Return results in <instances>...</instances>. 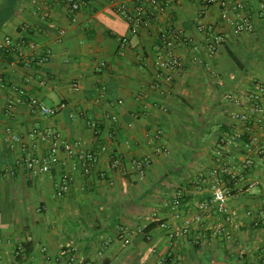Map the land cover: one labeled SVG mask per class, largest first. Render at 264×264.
<instances>
[{"label":"crops","instance_id":"0c3cea01","mask_svg":"<svg viewBox=\"0 0 264 264\" xmlns=\"http://www.w3.org/2000/svg\"><path fill=\"white\" fill-rule=\"evenodd\" d=\"M263 3H217L201 16L203 0H167L149 28L131 34L118 13L121 0H89L76 15L55 0H0V44L11 37L21 45L11 53L0 49V256L6 263L29 239L28 264H264V242L254 235L264 236V154L246 148L254 136L263 139V128L233 117L252 101L227 98H245L264 84ZM232 21L254 29L234 34ZM169 28L187 39L173 48L183 61L179 69L158 63L160 35ZM215 36L224 39L212 54L208 42ZM32 99L66 106L45 117ZM48 127L80 146L34 175L22 160L47 153L49 144L37 134ZM80 151L96 161L84 167ZM248 157L254 164L246 168ZM213 170L230 172L223 179L231 189V219L211 210L197 222L199 202L212 197L200 179ZM64 171L74 181L60 194ZM180 189L186 193L174 209ZM152 222L158 225L148 230Z\"/></svg>","mask_w":264,"mask_h":264},{"label":"built area","instance_id":"2783aa9c","mask_svg":"<svg viewBox=\"0 0 264 264\" xmlns=\"http://www.w3.org/2000/svg\"><path fill=\"white\" fill-rule=\"evenodd\" d=\"M89 0H55L58 5L68 8L72 15H76L80 10L88 3ZM135 5L133 9L121 0V4L118 8V13L126 17L130 23L131 34H140L143 30H146L151 26V21L154 17L164 11L167 0H132ZM237 0H203V6L201 8V16H205L207 9L215 4H221L222 6H227L228 4L236 3ZM238 9H242L243 6L236 4ZM262 10H264V3L261 5ZM231 27L234 34H243L246 32H252L254 26L252 23L244 21H232ZM198 30L200 32L206 33V27L204 25H199ZM126 38H123L124 42ZM222 36H215L208 42V49L213 54L216 52L222 42ZM186 37L176 28H169L160 35V49L161 55L158 59V63L163 67L180 68L183 65L182 58L175 54L173 48L176 44L186 43ZM20 43L15 42L11 37L5 38V40L0 44V49L5 53H11L13 51L20 50ZM41 63L47 61V57L43 56L39 58ZM264 96V84L260 83L257 85L256 90H251L246 92L245 98L242 95L228 94L227 98L233 100L238 105L243 104L245 101H252V107L249 111L245 112H234L233 117L241 122L248 123L250 119H254L260 122L263 128V139L259 140L258 137L254 136L249 143L246 144V148L250 154L257 153L258 155L264 154V104L262 102V97ZM19 103H25L28 98H19L17 100ZM30 105L34 110L40 112L43 116L48 117L58 113L62 108L66 106L65 103L60 104L56 107H49L37 100H30ZM40 141L43 143H48L49 148L45 155L39 156H26L23 158V164L29 170L30 173L37 175L47 173L51 170V167L60 161V153L62 151L72 154L80 146V142H70L65 140L60 132L54 130L52 127L46 128L44 131L39 132ZM232 140L239 139L241 136L239 134L232 135ZM17 138V137H16ZM80 159L84 167H88L91 163L96 161V155L90 151H80ZM254 159L248 157L245 161V167L249 168L253 166ZM138 168L141 173L145 172L143 162H138ZM230 172L226 170H213L210 176H201V184H208L211 187L212 197L208 200L200 201L197 206V212L195 213V220L197 222L201 221L203 215L208 211H214L221 216H224L225 220L229 221L231 217L228 215V198L231 192L230 187L225 185L224 174ZM233 180L236 183L237 176H233ZM74 181V175L69 171H64L57 183V189L60 194L67 193ZM253 185V184H252ZM186 193V189H180L175 192L174 200L171 205L174 209L179 208L182 203V199ZM166 224H162L165 226ZM230 237L229 233L227 232ZM29 240V239H27ZM27 240L19 242L15 252L13 264H28V256L26 255V243ZM22 258V259H21ZM0 264H8L0 256Z\"/></svg>","mask_w":264,"mask_h":264},{"label":"trees","instance_id":"16d2710c","mask_svg":"<svg viewBox=\"0 0 264 264\" xmlns=\"http://www.w3.org/2000/svg\"><path fill=\"white\" fill-rule=\"evenodd\" d=\"M156 225H158V223L157 222H152V224H150V226H148V230H150V228L153 226H156ZM26 247H27V249H26V255L29 257L30 256V254H31V251H32V247H31V242H30V244H27L26 243ZM66 251V249H64V251L63 252H65ZM22 259V258H21Z\"/></svg>","mask_w":264,"mask_h":264},{"label":"rangeland","instance_id":"374dc122","mask_svg":"<svg viewBox=\"0 0 264 264\" xmlns=\"http://www.w3.org/2000/svg\"><path fill=\"white\" fill-rule=\"evenodd\" d=\"M254 235H255V237L257 238L256 240L261 241L260 243H263V242H264V240L262 241V239L264 238V236H263L262 234H259V236H258V234L254 233ZM238 242H240V241H238ZM243 245H245L244 242L241 243V246H243ZM246 249H247V248H246Z\"/></svg>","mask_w":264,"mask_h":264},{"label":"water","instance_id":"95a60500","mask_svg":"<svg viewBox=\"0 0 264 264\" xmlns=\"http://www.w3.org/2000/svg\"><path fill=\"white\" fill-rule=\"evenodd\" d=\"M213 264H232V263L227 262V261L219 260V261L214 262Z\"/></svg>","mask_w":264,"mask_h":264}]
</instances>
